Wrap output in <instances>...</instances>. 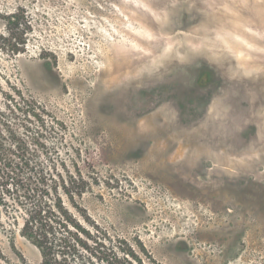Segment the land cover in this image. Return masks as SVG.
Masks as SVG:
<instances>
[{"label":"rangeland","instance_id":"374dc122","mask_svg":"<svg viewBox=\"0 0 264 264\" xmlns=\"http://www.w3.org/2000/svg\"><path fill=\"white\" fill-rule=\"evenodd\" d=\"M0 87L101 249L264 264V0H0ZM40 261L0 213V264Z\"/></svg>","mask_w":264,"mask_h":264},{"label":"trees","instance_id":"16d2710c","mask_svg":"<svg viewBox=\"0 0 264 264\" xmlns=\"http://www.w3.org/2000/svg\"><path fill=\"white\" fill-rule=\"evenodd\" d=\"M19 98V92L5 95L9 113L15 117L8 129L0 114V213L11 216L16 224L20 219V234L39 250V264H143L139 254L125 242L126 249L119 250L121 257L114 247L101 249L98 238L66 210L62 196L72 199L71 191L64 184L49 185L47 173L29 164L13 127H22L28 120H43L27 101H21L23 105L17 101ZM15 112L24 119H18ZM27 138L37 145V137ZM6 140L10 143L8 149ZM139 250L151 259L142 246Z\"/></svg>","mask_w":264,"mask_h":264}]
</instances>
